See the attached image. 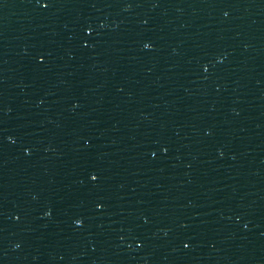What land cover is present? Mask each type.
I'll list each match as a JSON object with an SVG mask.
<instances>
[{"label": "snow or ice", "instance_id": "snow-or-ice-1", "mask_svg": "<svg viewBox=\"0 0 264 264\" xmlns=\"http://www.w3.org/2000/svg\"><path fill=\"white\" fill-rule=\"evenodd\" d=\"M38 2L41 3V4H43L44 6H47V0H38ZM145 47H151V44L146 43V44H145ZM40 59L43 60V57L41 56ZM91 178H92L93 180L97 179V174H96L95 172H93V173L91 174ZM101 206H102V205L97 204V207H101ZM75 223H76L77 225H79V224L82 223V221H81L80 219H76Z\"/></svg>", "mask_w": 264, "mask_h": 264}]
</instances>
